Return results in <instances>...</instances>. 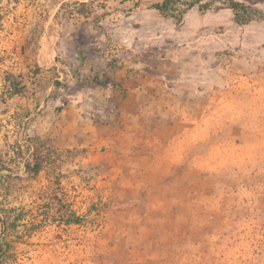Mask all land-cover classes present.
I'll return each mask as SVG.
<instances>
[{"label": "rangeland", "instance_id": "374dc122", "mask_svg": "<svg viewBox=\"0 0 264 264\" xmlns=\"http://www.w3.org/2000/svg\"><path fill=\"white\" fill-rule=\"evenodd\" d=\"M65 1H0L1 207L27 214L7 264H264V0H234L240 22L229 0L181 21ZM21 116L34 178L10 160Z\"/></svg>", "mask_w": 264, "mask_h": 264}, {"label": "trees", "instance_id": "16d2710c", "mask_svg": "<svg viewBox=\"0 0 264 264\" xmlns=\"http://www.w3.org/2000/svg\"><path fill=\"white\" fill-rule=\"evenodd\" d=\"M2 1V0H0ZM20 2L21 0H16ZM32 1V0H31ZM204 0H155L152 3L153 8L158 10L164 16H173L178 21L183 19V15L195 6H199L200 9L206 10L210 7L209 2L202 3ZM90 1L88 0H76L73 2L76 5V13L85 18L91 16V12L88 7L90 6ZM230 7L234 10L236 19L238 22L241 21V10H247V7L243 3L236 2L234 0H229ZM69 3L62 0L60 6L61 10ZM5 11H0V20L5 16ZM11 77L5 78V83L7 88L11 91V96L22 93L27 89V85L24 81V76L19 74H10ZM21 123L19 124L18 133L15 138L13 146V155L10 154V160L20 161L24 172L30 178L37 177L48 164L47 156L44 151V142L38 137H31L27 135L26 131L30 124V119L27 116H21L19 118ZM55 147V146H54ZM1 170V167H0ZM0 175V182H1ZM58 179V177H57ZM57 198V197H55ZM63 200L59 199V204L63 205ZM3 204L0 195V264H7L12 258L14 252L13 241H8V239L14 234L18 227V223H22L27 219V214L24 210L5 209L1 207ZM75 214L72 212L64 211L61 213L60 219L57 221H63L67 224L78 223L79 219H74Z\"/></svg>", "mask_w": 264, "mask_h": 264}]
</instances>
